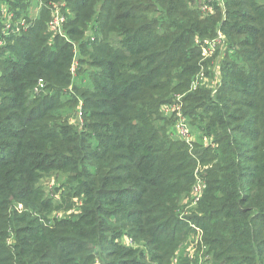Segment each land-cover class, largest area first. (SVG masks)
<instances>
[{
    "label": "trees",
    "instance_id": "obj_1",
    "mask_svg": "<svg viewBox=\"0 0 264 264\" xmlns=\"http://www.w3.org/2000/svg\"><path fill=\"white\" fill-rule=\"evenodd\" d=\"M43 1L28 28L6 36L3 4L30 19L33 0H0V264H173L192 232L179 212L199 164L207 188L192 218L210 264H264V2L226 0L225 13L203 17L198 0ZM53 1L71 7L67 37L49 30ZM219 30L229 44L221 81L192 90L206 64L195 39ZM177 93L216 147L191 150L173 135L162 107ZM81 102L86 127L59 125L58 110ZM53 171L69 173L80 211L47 225L20 215L8 242V206L50 208L37 184ZM124 234L149 257L122 245Z\"/></svg>",
    "mask_w": 264,
    "mask_h": 264
},
{
    "label": "built area",
    "instance_id": "obj_2",
    "mask_svg": "<svg viewBox=\"0 0 264 264\" xmlns=\"http://www.w3.org/2000/svg\"><path fill=\"white\" fill-rule=\"evenodd\" d=\"M225 2L226 0H201L200 3L198 4V8L203 16L210 17L214 15L217 12V10H220L223 13H225L226 11ZM57 6L58 7L55 10H53V17L49 22L48 27L55 34H60L62 36L67 37L62 29L66 21V17L62 13L61 6L60 5ZM26 28H27V24H25L23 20L21 22L19 21L17 22L12 17H8V16L4 17L3 31L6 36L12 33H17L22 29H26ZM87 36L91 37L92 40H95L94 34L88 33ZM195 43L201 49V55L204 59L212 58L213 56L216 55L217 52L223 54V56L221 57L224 58L229 47L225 35L220 30L212 38L197 37L195 39ZM74 52L75 55L71 67V73L73 77H76L77 67L79 66V62L77 61V55L79 52L78 47L75 48ZM232 54H233V50H231V55ZM216 60L218 62L220 61V59L218 58ZM219 65L220 64L218 63L217 69H215L218 76L216 85L212 82L211 78L204 73V66H206V64H203L201 66L202 72H200L198 74L197 79L193 81L191 85V89L194 90L201 86L216 88V86H218L221 81V69L218 68ZM45 86H46V82L43 79H41L36 88L37 92L41 91L43 88H45ZM71 89H73V86H71ZM80 106H82V102ZM162 110L164 114L174 118L173 135L179 138L180 140L186 142L188 146L191 148V150L197 142H200L205 147L207 146L212 148L216 147V143L213 137L207 135L202 136L201 138L195 137V133H194L195 130L191 126L187 116L184 114V101L181 100L180 96H178L176 101H172L169 104L163 105ZM202 170L203 168L199 164L194 173L195 182L192 187L190 196L187 200H185L186 206L180 212L181 219H185L188 222V225L192 229V234L189 236L186 242H183L180 245V248L177 251V255L172 259L173 264H177L181 257L189 258L195 264H210L211 261L210 256L206 255L205 252L207 247L204 243V231L201 228V226L194 221V219L192 218L193 216L190 215V212L196 207H198L199 203L204 197V193L207 188L205 179L200 175ZM18 208L22 209L23 205L19 204ZM189 215L190 217L186 218V216ZM130 245L135 247L136 242L133 240Z\"/></svg>",
    "mask_w": 264,
    "mask_h": 264
},
{
    "label": "rangeland",
    "instance_id": "obj_3",
    "mask_svg": "<svg viewBox=\"0 0 264 264\" xmlns=\"http://www.w3.org/2000/svg\"><path fill=\"white\" fill-rule=\"evenodd\" d=\"M200 1L201 0H198L197 5L200 3ZM262 1L264 2V0H262ZM44 3L45 2L43 0H33V4H32L31 9H30V17H31L30 19L17 17L15 12L11 11L10 8L6 5V3L3 4V6H2L3 7L2 15H3V17H5V16L12 17L17 22L18 21L21 22L23 20L24 23L27 24V28H28L31 25V23L33 22V19H35L36 16L38 15L40 9L44 6ZM56 4L61 6L62 13H63V8L67 7L66 1L61 2V3H56L55 1L51 2L49 5V8L51 10V19L53 17V10H55L58 7ZM70 8L71 7L68 5V7L66 8V11L67 12L70 11ZM63 15L66 17V15L64 13H63ZM201 16H203V15H201ZM203 17H205V16H203ZM51 19L49 20V22L51 21ZM62 29H63L64 33L66 34V32L64 30V26L62 27ZM49 30H50V28H49ZM51 32L53 34H55L53 31H51ZM57 35H60V34H57ZM207 38H212V37H207ZM0 41H1L0 47L4 46L5 45V39L0 38ZM75 48H77L76 45H75ZM75 48H74V51H75ZM221 56H223V54H220V52H217L216 55L213 56L212 58L204 59L202 57L200 60V62L204 61L206 63V66H204V73L211 78L212 82L215 85L217 83V78H218L215 69H217L218 63L220 64L218 68L221 69L223 61L227 57V53H226L225 58H223ZM217 58L220 59L219 62L216 60ZM77 61L79 62V53L77 55ZM78 69H79V66L77 67V71H78ZM77 71H76V74H77ZM200 72H202L201 68H200L199 72L195 75V77L193 78L191 85H192L193 81L197 79L198 74ZM0 73H1V69H0ZM205 87H207V86H205ZM36 88H37V86L33 89V92H32L33 96H37V94L42 91L41 90V91L37 92ZM186 95H187V93H177L174 95L175 97L173 98L172 101H176L178 96H180L181 100L184 101V98ZM56 117L58 119H60L59 125L64 124V123L69 124V125H76L79 128V130L84 129L86 127V123L90 122L89 119H85L84 114L81 111L80 105L78 107L73 108V109L69 108V110L65 109V106H63V109L58 110ZM194 133H195L196 138H199V136H201V134H199V131H195ZM197 143L195 144V146H197V145L201 146ZM202 146L205 147L203 144H202ZM37 187L42 194V199L51 202V207L45 208V206H39L36 209L33 207H29L26 210V207L24 206V204L20 203V202L17 203L16 205L15 204H13L11 206L9 205L7 208V212L9 213V217L7 218L8 227L6 229L7 234H8V239H7L8 242L14 241L18 227L21 224V221L19 220L20 215L28 214L29 219L37 217V218H39V221L41 223L47 222V224H51L54 220H57V219L62 220L65 218L70 219L71 217H74L75 214H78V212L80 211V209L82 207V203H84V197L83 196L73 197L74 196V182H73L72 178L69 177V173H67V172L53 171V172L47 173V174L43 175L42 178L39 180ZM19 204L23 205L22 209L18 208ZM181 207H182V204H181ZM196 210H197V207L190 212V215L194 216V213L196 212ZM180 214L181 213L179 212V215ZM190 215L186 216V218L190 217ZM182 220H184L188 224V222L185 219H182ZM47 224H45V225H47ZM191 234H192V232L190 233V235ZM127 236H128V238H127ZM132 239L133 238L129 234H124V236L122 238H120V242H122L121 243L122 245L129 247V245L133 241ZM140 245H141V243H136L135 247L136 248L139 247L140 250H143L145 252V254L147 255V258H148L149 257V253H148L149 247L145 245V247H146L145 248V247H142ZM97 262L99 263V261H97Z\"/></svg>",
    "mask_w": 264,
    "mask_h": 264
}]
</instances>
